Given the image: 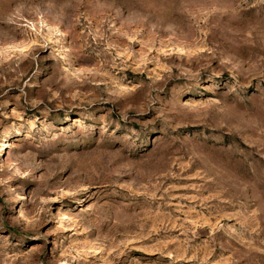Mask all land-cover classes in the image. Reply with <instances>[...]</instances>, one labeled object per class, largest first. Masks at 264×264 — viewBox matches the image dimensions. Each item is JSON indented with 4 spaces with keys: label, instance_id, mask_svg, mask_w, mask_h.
<instances>
[{
    "label": "rangeland",
    "instance_id": "1",
    "mask_svg": "<svg viewBox=\"0 0 264 264\" xmlns=\"http://www.w3.org/2000/svg\"><path fill=\"white\" fill-rule=\"evenodd\" d=\"M0 264H264V0H0Z\"/></svg>",
    "mask_w": 264,
    "mask_h": 264
}]
</instances>
